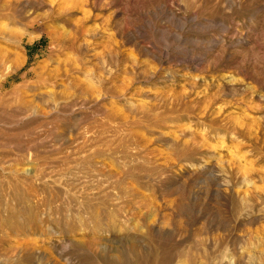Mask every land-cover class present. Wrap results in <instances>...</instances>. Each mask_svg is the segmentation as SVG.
<instances>
[{
	"label": "rangeland",
	"instance_id": "obj_1",
	"mask_svg": "<svg viewBox=\"0 0 264 264\" xmlns=\"http://www.w3.org/2000/svg\"><path fill=\"white\" fill-rule=\"evenodd\" d=\"M11 209L0 264H264V0H0Z\"/></svg>",
	"mask_w": 264,
	"mask_h": 264
},
{
	"label": "bare ground",
	"instance_id": "obj_2",
	"mask_svg": "<svg viewBox=\"0 0 264 264\" xmlns=\"http://www.w3.org/2000/svg\"><path fill=\"white\" fill-rule=\"evenodd\" d=\"M35 214V213H34ZM2 215V214H1ZM0 231L1 229H3V227H7L8 229H10V231H14V232H18V233H21V232H25L26 231V228L27 229H36V226H35V223L37 221V218L36 216H30L28 218V216L26 218H22V217H19L18 216V212L17 210H9L7 212V214H5V216H0ZM4 233V232H3ZM5 234V233H4ZM3 235H0V238L2 237ZM1 242V241H0ZM26 249V248H25ZM26 255L24 256L23 260L27 261L28 263H30V261H33L32 259L34 257L30 256L31 253L28 249H26ZM143 254V253H142ZM141 255V254H140ZM124 256V255H123ZM120 257V256H119ZM141 257V256H140ZM124 258V257H123ZM126 258V256H125ZM122 259V258H120ZM119 259V260H120ZM127 259V258H126ZM146 260V259H145ZM151 260V259H150ZM123 261V260H122ZM116 262V260H115ZM27 263V264H28ZM126 263V262H125ZM123 264V263H121Z\"/></svg>",
	"mask_w": 264,
	"mask_h": 264
}]
</instances>
